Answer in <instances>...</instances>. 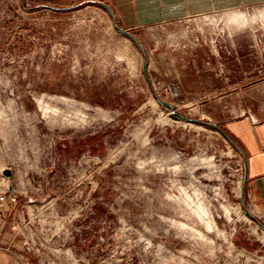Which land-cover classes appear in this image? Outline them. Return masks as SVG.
<instances>
[{
	"label": "rangeland",
	"instance_id": "374dc122",
	"mask_svg": "<svg viewBox=\"0 0 264 264\" xmlns=\"http://www.w3.org/2000/svg\"><path fill=\"white\" fill-rule=\"evenodd\" d=\"M93 1L0 0V264H264L237 142L156 98L263 120L264 0H162L144 50Z\"/></svg>",
	"mask_w": 264,
	"mask_h": 264
},
{
	"label": "crops",
	"instance_id": "0c3cea01",
	"mask_svg": "<svg viewBox=\"0 0 264 264\" xmlns=\"http://www.w3.org/2000/svg\"><path fill=\"white\" fill-rule=\"evenodd\" d=\"M112 1L108 5L126 30L137 26L146 15L156 19L162 4V0ZM227 127L244 158L246 199L253 214L264 219V119L255 121L246 117L230 123Z\"/></svg>",
	"mask_w": 264,
	"mask_h": 264
},
{
	"label": "water",
	"instance_id": "95a60500",
	"mask_svg": "<svg viewBox=\"0 0 264 264\" xmlns=\"http://www.w3.org/2000/svg\"><path fill=\"white\" fill-rule=\"evenodd\" d=\"M94 3L104 7L112 17H114V14H113V11L111 9V7L104 3V2H101V1H93ZM74 6L72 7H66V8H62V9H71L73 8ZM115 25V28L117 30H119L121 33H123L124 35H126L128 38H130L133 42H135L137 45H139L142 49V45L139 43V41L136 39V37L129 31V30H126L122 27H120L118 24L114 23ZM144 50V49H143ZM145 54V62H144V67H143V70L146 74V77L147 79L149 80V75H148V72H147V53L144 52ZM158 102L164 107L165 110H168L170 109L171 110V116L175 119H182L186 122H189V123H194V124H203V125H206V126H209L211 128H214L216 130H218L219 132H221L232 144L236 145L234 140L231 138V136H229L220 126H218L217 124H214L212 122H209V121H203V120H200V119H197V118H191V117H187L181 113H179L177 111V109L171 105L170 103L166 102L165 100L159 98V97H156ZM244 170L245 169V165H244ZM4 174L7 175V176H11L12 172L11 170L7 169L4 171ZM246 183H247V177L244 176V182H243V187H242V194L244 193V190H245V186H246ZM242 205L244 207V210L246 212V214L251 217L253 220H255L258 225L264 230V223L261 222L260 220L257 219V217L253 214V212H251V210L245 205V202L243 201L242 199Z\"/></svg>",
	"mask_w": 264,
	"mask_h": 264
},
{
	"label": "bare ground",
	"instance_id": "6f19581e",
	"mask_svg": "<svg viewBox=\"0 0 264 264\" xmlns=\"http://www.w3.org/2000/svg\"><path fill=\"white\" fill-rule=\"evenodd\" d=\"M197 211H198V214H200V215H203V214L205 213V209H204L203 206H199L198 209H197ZM212 222H213V221H212ZM207 223H208L207 225L210 226L211 221H210V222H207ZM211 226H212V225H211Z\"/></svg>",
	"mask_w": 264,
	"mask_h": 264
}]
</instances>
